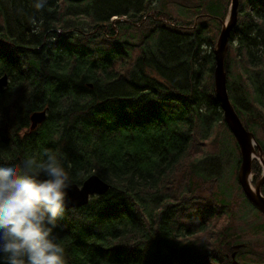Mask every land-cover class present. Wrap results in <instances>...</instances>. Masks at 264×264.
<instances>
[{
    "label": "trees",
    "instance_id": "obj_1",
    "mask_svg": "<svg viewBox=\"0 0 264 264\" xmlns=\"http://www.w3.org/2000/svg\"><path fill=\"white\" fill-rule=\"evenodd\" d=\"M228 2L0 0V264H264L243 235L264 215L230 197L238 146L214 95ZM224 68L234 110L264 138V0H239ZM260 172L253 160L252 186ZM92 174L107 193L64 210L65 187Z\"/></svg>",
    "mask_w": 264,
    "mask_h": 264
},
{
    "label": "water",
    "instance_id": "obj_2",
    "mask_svg": "<svg viewBox=\"0 0 264 264\" xmlns=\"http://www.w3.org/2000/svg\"><path fill=\"white\" fill-rule=\"evenodd\" d=\"M238 5L239 0H230L228 15L221 26L213 52L214 68L212 73L214 95L220 104L224 122L235 138L239 149L240 163L237 171V183L243 196L251 206L264 215V197L260 192V186L264 183L263 156L261 150L257 147L254 135L244 127L230 102L227 91L226 72L224 71V57L230 33L237 23ZM7 81L6 75L0 77V89L6 87ZM45 116V111L33 112L29 117V130L33 131L40 125L45 120ZM254 159H257L262 165V176L255 187L252 186L250 181L251 163ZM109 187L108 183L101 180L97 175L92 174L81 185L71 184L66 186L60 197V205L66 211L84 207L91 197L105 195ZM242 247L243 245L239 244L233 246V249L236 251ZM231 258L232 264H240L235 260V253L231 255Z\"/></svg>",
    "mask_w": 264,
    "mask_h": 264
},
{
    "label": "rangeland",
    "instance_id": "obj_3",
    "mask_svg": "<svg viewBox=\"0 0 264 264\" xmlns=\"http://www.w3.org/2000/svg\"><path fill=\"white\" fill-rule=\"evenodd\" d=\"M171 3V2H170ZM170 5H174V4H170ZM229 5H230V0H229V2H228V7L227 8H229ZM176 5H174V6H169V8L166 6V11H168L169 13H170V15L171 16H177L178 17V19L179 20H191L192 19V16H193V12L191 13L189 10H186V9H184V8H180L179 6H176ZM116 20V18L115 17H113L112 19H111V21H115ZM226 20V19H225ZM219 32H220V30H219ZM218 35H219V33L217 34V38H218ZM217 41V40H216ZM225 55H226V53H225ZM230 58V57H229ZM238 70H239V68H238V66L237 65H235L234 64V62H231V64H230V72H231V77L233 78V79H235L234 78V74H237L238 73ZM224 71H225V68H224ZM226 72V71H225ZM212 77H213V73H212ZM236 112V111H235ZM238 115V114H237ZM239 117V116H238ZM240 119V118H239ZM241 121V120H240ZM225 123V122H224ZM226 125V124H225ZM227 127V126H226ZM228 128V127H227ZM228 131H229V129H228ZM250 131V130H249ZM230 132V131H229ZM251 133H254L255 134V137L256 138H258V139H260L262 142L264 141V138H263V135H262V132L259 130V129H257V127H255V126H252V128H251V131H250ZM230 134H231V132H230ZM218 135H221V137L224 135V136H226V133L222 130V129H220L219 130V132H218ZM231 136L233 137V135L231 134ZM233 140L235 141V138L233 137ZM236 142V141H235ZM255 142H256V140H255ZM231 145H233L232 143H230ZM256 144H257V142H256ZM214 151H215V149H213V148H211V147H207V144H205L204 146H203V148H202V150H201V153L199 154V157H203V156H205V155H212L213 153H214ZM232 152V155H231V158H230V166H231V171H230V174H234L233 176H236V173L237 172H235L236 171V168H237V162H238V157H240V155H239V149H238V152L236 151V150H234V152L233 151H231ZM239 160H240V158H239ZM254 160H256L257 162H259L257 159H254ZM259 164V163H258ZM262 166V165H261ZM238 170V169H237ZM229 184H231V187H232V192H231V195H230V197L231 198H237L238 197V195L239 196H243V194H242V192H241V189H240V186H239V184L238 183H234V178H232V179H230V181H229ZM207 188H210V190L208 191V192H206L204 189H203V186L201 187V189L204 191V192H206V193H211V190H212V188H211V186H206ZM239 187V188H238ZM244 197V196H243ZM245 198V197H244ZM246 199V198H245ZM247 201V200H246ZM248 202V201H247ZM259 212V211H258ZM260 213V212H259ZM248 219L250 220V222H254L253 224H262V225H264V223L263 222H260V221H262V218H257V217H254L252 214H249L248 215ZM253 224H250V228L251 229H253L254 227L252 226ZM241 225V224H240ZM249 227H244L243 229H244V232H243V235H246V236H248V237H246V241H248V242H251V243H255V244H257V245H262V246H264V238H259V237H252L251 236V233H252V230L250 229ZM215 229H218V227H216ZM257 232H259V233H262V234H264L262 231H257ZM234 250V249H233ZM235 251V250H234ZM252 257V256H251ZM253 258V257H252ZM240 264H256V263H254V260L253 259H251V258H246V260H242V259H240V257H238L237 259H236ZM259 262L260 263H264V260H259Z\"/></svg>",
    "mask_w": 264,
    "mask_h": 264
},
{
    "label": "flooded vegetation",
    "instance_id": "obj_4",
    "mask_svg": "<svg viewBox=\"0 0 264 264\" xmlns=\"http://www.w3.org/2000/svg\"><path fill=\"white\" fill-rule=\"evenodd\" d=\"M263 160H264V158H263ZM258 163H259V165H260V167H261V172H260V177H259V179H260L261 176H262V166H261L260 162H258ZM251 179H252V178H251ZM259 179L255 181L253 187L256 186V184H257V182L259 181ZM260 192H261L262 196L264 197V183L260 186ZM262 192H263V193H262ZM245 200H246V199H245ZM255 210H256V209H255ZM256 211H257V210H256ZM257 212H258V211H257Z\"/></svg>",
    "mask_w": 264,
    "mask_h": 264
}]
</instances>
